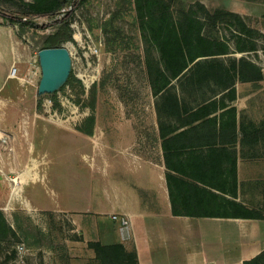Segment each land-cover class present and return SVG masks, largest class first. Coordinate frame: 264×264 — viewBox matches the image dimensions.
<instances>
[{"label":"rangeland","instance_id":"obj_1","mask_svg":"<svg viewBox=\"0 0 264 264\" xmlns=\"http://www.w3.org/2000/svg\"><path fill=\"white\" fill-rule=\"evenodd\" d=\"M195 2L178 0L174 15ZM202 2L211 12L235 10L202 29L207 38L229 46L227 63L244 59L263 72L264 0ZM0 25L9 33L0 38V52L16 68V77L0 92V189L8 190L10 183L11 190L18 189L10 198L19 201L10 213L14 234L0 240V264H98L87 246L93 237L87 216L94 213L102 186L120 175L113 161L120 163V151L133 149L143 160H158L160 126L167 131L176 120H158V96L145 70L146 55L157 61L158 54L143 41L134 0H85L72 15L73 41L64 44L74 80L53 97L39 96L37 54L55 28L20 31L18 23L2 17ZM250 45L253 50H247ZM6 65L0 62V85ZM172 84L182 107L189 110L202 102L199 75L188 73ZM21 185L23 196L40 208L20 204L29 207Z\"/></svg>","mask_w":264,"mask_h":264},{"label":"crops","instance_id":"obj_2","mask_svg":"<svg viewBox=\"0 0 264 264\" xmlns=\"http://www.w3.org/2000/svg\"><path fill=\"white\" fill-rule=\"evenodd\" d=\"M5 34L0 25V38ZM231 53L215 58L229 65ZM0 62L8 67L1 92L11 79L10 56L0 52ZM260 75L254 81L236 76L231 87L218 89L202 73V102L181 112L167 131L160 126L165 137L158 139V160L120 151L124 159L113 161L120 175L102 186L94 213L86 215L90 241L119 243L135 253L137 264H252L258 257L256 264H264V71ZM8 185L0 189V212L12 229L18 200ZM23 197L24 208H40ZM112 213L128 215L129 225L110 220Z\"/></svg>","mask_w":264,"mask_h":264},{"label":"trees","instance_id":"obj_3","mask_svg":"<svg viewBox=\"0 0 264 264\" xmlns=\"http://www.w3.org/2000/svg\"><path fill=\"white\" fill-rule=\"evenodd\" d=\"M84 2L85 0H33L31 2L0 0V17L18 23L20 31L26 28L54 27L55 30L42 40L41 49L55 48L73 41L70 26L72 15ZM177 3L178 0H134L143 41L150 48H154L159 57L156 61L151 55H146L145 70L153 95L158 96L156 108L160 121L165 118L164 116H173L178 119L181 112L187 110L180 105L172 81H180L188 73L191 77L199 75L201 80L204 73L207 79H214V82L221 84L224 88L231 87L236 76L246 81L261 78L260 70L244 59L232 60L229 65H224L215 57L229 54V46L223 41L211 40L202 34L205 25H215L219 19L226 15H233L232 13L220 10L208 11L197 1L186 8H181L178 14L174 15L172 6ZM3 6L8 9H4ZM195 8L202 11V16L197 15ZM37 19H44L47 22L38 23ZM242 30L246 32L245 25H242ZM262 39L264 41V36ZM243 48L238 47V51H243ZM253 49L254 47L250 45L247 50ZM202 57L210 58L202 59ZM73 80L74 76L70 72L61 88ZM55 93L56 91L47 95L53 97ZM85 133L90 135L91 131ZM159 137L164 138L165 135L160 133ZM193 185L196 187V184ZM193 207L196 206L193 205ZM194 211L195 209H192V213L196 214ZM0 234V240L9 234H14L1 212ZM87 246L94 252V258L98 264H137L135 253L126 251L119 243L104 245L98 241H90ZM258 259L259 257L253 259L251 263L256 264Z\"/></svg>","mask_w":264,"mask_h":264},{"label":"water","instance_id":"obj_4","mask_svg":"<svg viewBox=\"0 0 264 264\" xmlns=\"http://www.w3.org/2000/svg\"><path fill=\"white\" fill-rule=\"evenodd\" d=\"M37 55L41 69L37 94H51L63 86L70 74V53L63 44L55 48H42Z\"/></svg>","mask_w":264,"mask_h":264},{"label":"built area","instance_id":"obj_5","mask_svg":"<svg viewBox=\"0 0 264 264\" xmlns=\"http://www.w3.org/2000/svg\"><path fill=\"white\" fill-rule=\"evenodd\" d=\"M9 76L16 77V68L11 66L9 69ZM110 220L118 222L121 227H127L129 225V216L124 214L112 213L109 215Z\"/></svg>","mask_w":264,"mask_h":264},{"label":"bare ground","instance_id":"obj_6","mask_svg":"<svg viewBox=\"0 0 264 264\" xmlns=\"http://www.w3.org/2000/svg\"><path fill=\"white\" fill-rule=\"evenodd\" d=\"M10 77H13V76H10ZM25 174H28V171H25V172L23 173V175H25ZM23 175H22V176H23ZM17 190H18V189H17ZM17 190H16V188H12V190H11V197H13V196L16 195ZM27 204H28V203H27Z\"/></svg>","mask_w":264,"mask_h":264}]
</instances>
